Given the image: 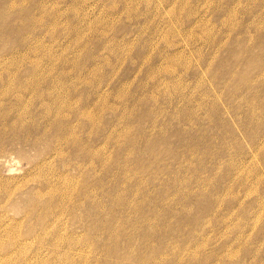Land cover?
Instances as JSON below:
<instances>
[{
  "label": "rangeland",
  "instance_id": "rangeland-1",
  "mask_svg": "<svg viewBox=\"0 0 264 264\" xmlns=\"http://www.w3.org/2000/svg\"><path fill=\"white\" fill-rule=\"evenodd\" d=\"M0 264H264V0H0Z\"/></svg>",
  "mask_w": 264,
  "mask_h": 264
},
{
  "label": "bare ground",
  "instance_id": "bare-ground-1",
  "mask_svg": "<svg viewBox=\"0 0 264 264\" xmlns=\"http://www.w3.org/2000/svg\"><path fill=\"white\" fill-rule=\"evenodd\" d=\"M49 107V106H48ZM45 110V109H44ZM49 109H47L46 111H48ZM87 114H89V113H87ZM53 187V186H52ZM55 188V187H54ZM56 189V188H55ZM52 194V193H51ZM51 196V195H50Z\"/></svg>",
  "mask_w": 264,
  "mask_h": 264
}]
</instances>
